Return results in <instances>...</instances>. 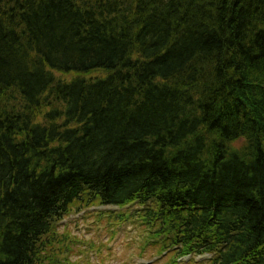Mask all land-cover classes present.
<instances>
[{
	"label": "trees",
	"instance_id": "1",
	"mask_svg": "<svg viewBox=\"0 0 264 264\" xmlns=\"http://www.w3.org/2000/svg\"><path fill=\"white\" fill-rule=\"evenodd\" d=\"M95 203L264 264V0H0V264Z\"/></svg>",
	"mask_w": 264,
	"mask_h": 264
},
{
	"label": "rangeland",
	"instance_id": "2",
	"mask_svg": "<svg viewBox=\"0 0 264 264\" xmlns=\"http://www.w3.org/2000/svg\"><path fill=\"white\" fill-rule=\"evenodd\" d=\"M106 75L105 70L98 69L84 77ZM56 76L71 81L82 75L56 72ZM243 143L244 139H239L232 145L240 147ZM138 208L136 204L74 206L46 236L44 264H208V255L182 256L175 250L167 251L168 243L143 223L137 216Z\"/></svg>",
	"mask_w": 264,
	"mask_h": 264
}]
</instances>
